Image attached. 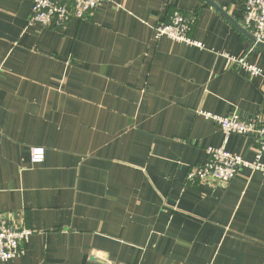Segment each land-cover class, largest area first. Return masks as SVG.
<instances>
[{
	"label": "crops",
	"instance_id": "obj_1",
	"mask_svg": "<svg viewBox=\"0 0 264 264\" xmlns=\"http://www.w3.org/2000/svg\"><path fill=\"white\" fill-rule=\"evenodd\" d=\"M211 1L242 24L241 0ZM31 8L0 0V214L33 231L0 264H264V175L186 182L209 147L255 155L198 113L264 122V77L221 55L251 40L205 0H111L60 30ZM175 11L201 47L154 38ZM246 61L264 72V48Z\"/></svg>",
	"mask_w": 264,
	"mask_h": 264
},
{
	"label": "built area",
	"instance_id": "obj_2",
	"mask_svg": "<svg viewBox=\"0 0 264 264\" xmlns=\"http://www.w3.org/2000/svg\"><path fill=\"white\" fill-rule=\"evenodd\" d=\"M111 0H32L29 24H38L45 28L60 30L72 19L82 20L93 14L103 2ZM243 18L241 26L254 38L255 43L240 57H225L226 63L245 69L253 75L264 77L261 68L246 61V55L257 43L264 45V0H241ZM191 20L179 11H175L169 20L152 27L153 36L158 39L166 36L171 40L201 47V43L190 37ZM201 115L211 118L224 133V142L232 135L248 136L253 141L254 157L244 156L227 151L224 146L207 148L208 158L201 164L189 167L186 182L190 185L203 182L227 184L241 168L259 171L264 175V122L260 119L247 120L236 112L226 116L214 115L199 111ZM29 161L32 165L42 163L45 157L43 146L30 148ZM32 230L17 225L9 214H0V261L12 260L24 251V245L32 234Z\"/></svg>",
	"mask_w": 264,
	"mask_h": 264
},
{
	"label": "water",
	"instance_id": "obj_3",
	"mask_svg": "<svg viewBox=\"0 0 264 264\" xmlns=\"http://www.w3.org/2000/svg\"><path fill=\"white\" fill-rule=\"evenodd\" d=\"M207 3L211 4L214 8H216L218 11H220L227 19L249 40H251L252 43H255L254 38L238 23H236L225 11H223L219 6L213 3L211 0H205ZM257 47L264 48L263 44L257 43Z\"/></svg>",
	"mask_w": 264,
	"mask_h": 264
}]
</instances>
